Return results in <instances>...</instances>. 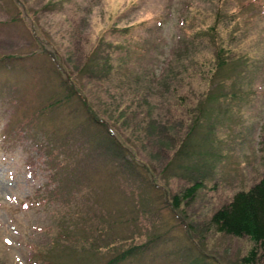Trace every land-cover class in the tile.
<instances>
[{
	"label": "rangeland",
	"instance_id": "rangeland-1",
	"mask_svg": "<svg viewBox=\"0 0 264 264\" xmlns=\"http://www.w3.org/2000/svg\"><path fill=\"white\" fill-rule=\"evenodd\" d=\"M263 178L264 0H0V264H246L209 223Z\"/></svg>",
	"mask_w": 264,
	"mask_h": 264
},
{
	"label": "trees",
	"instance_id": "trees-1",
	"mask_svg": "<svg viewBox=\"0 0 264 264\" xmlns=\"http://www.w3.org/2000/svg\"><path fill=\"white\" fill-rule=\"evenodd\" d=\"M214 16L215 25L209 27L208 32H213L212 35L216 37L217 28H219V24L221 23V21H223V18L226 15L223 9L217 8L215 10ZM185 51L187 50L185 49ZM178 52L179 50H172V53L174 55ZM227 54H229V51L225 52L221 47L216 49L214 59L216 62L215 68L217 69V71L211 76V86L209 91L214 89L221 91L225 88L224 82L226 79H229V77L225 78V73H227L230 70V67H232L233 65H231L229 59L226 57ZM96 63L97 62H95L92 58L91 60H88L86 62L85 68L90 70L100 65ZM222 68L226 69L220 71V69ZM233 72L234 68H232L231 70V73ZM65 82L68 85H74L73 81L71 82L69 80H66ZM208 96L209 97L207 98V100L212 98L211 93ZM70 99V95L67 94L65 96V100L69 101ZM200 111H202V108H199V112ZM116 138L119 139L118 137ZM116 138L111 136L109 132H106V136L103 137L102 141L106 145L107 149L111 152L112 156H114L117 160L124 162L125 166L121 165L119 161L120 165L117 167L120 170L127 169L132 173L143 176L144 173L141 172L142 166L137 165L138 162L133 157V155L130 154L129 151H127L126 148L123 147ZM183 142L174 156V159L178 160L179 162H186L190 157V145L189 143L186 144L185 141ZM126 153L128 154L127 157L131 159L130 161L125 160ZM178 164L176 165V167L178 166ZM181 167L185 169L187 165H181ZM152 182L153 177H151V183ZM195 190V187L188 189L186 192H184L185 194L183 196V199L187 200V198H192L193 192ZM172 199L174 207L172 209L177 210L180 205V198L178 196H174ZM209 224L210 227L215 228L218 232L224 233L226 235L234 236L237 238H249L251 243L255 246V249L250 251L249 257L245 260L246 264H259L264 261V178L261 179L258 183L254 184L248 191L237 192L227 205L220 207L214 212V214L211 216ZM191 247L194 249L192 245ZM130 254L131 251L119 254L112 260H110L107 264H117L119 262H122ZM206 261L207 260L204 255L197 253V255L194 256L187 264H205Z\"/></svg>",
	"mask_w": 264,
	"mask_h": 264
}]
</instances>
